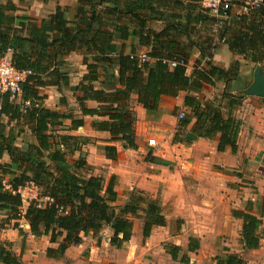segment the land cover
Here are the masks:
<instances>
[{"label": "trees", "instance_id": "trees-1", "mask_svg": "<svg viewBox=\"0 0 264 264\" xmlns=\"http://www.w3.org/2000/svg\"><path fill=\"white\" fill-rule=\"evenodd\" d=\"M245 1L233 0L232 7L244 6ZM15 10L11 2L0 4V58L9 53L16 69L30 70L31 74L22 83L18 100L11 99L8 92L0 93V211L8 213L7 220L24 219L33 236H48L50 242L56 243V248L46 250L50 257H62L67 248L81 244L90 233L97 235L104 225L112 230L111 245L119 248L132 236L134 217L142 219L143 236L148 237L154 226L165 224L158 201L134 192L124 205H115L118 196L114 176L105 183L102 177L90 175L91 167L82 152L88 138L60 131L65 120H70L68 130L83 126L84 120L73 112L47 106V97L40 89L68 86L66 60L81 54L87 73L70 90L83 116L107 117L94 121V129L107 131L114 141H125L134 149L137 145L131 95L144 109L155 112L162 96L176 97L185 91L184 106L190 112L179 120V127L185 128L195 119L199 136L212 138L219 133L217 150L230 147L235 152L240 121L231 116L224 118L221 104L210 109L197 98L203 82L211 84L213 76L226 82L224 95L230 98V106L238 105L244 97L227 92L229 81L238 77L239 61L232 59L228 69L212 63L217 50L216 34L212 32L215 17L198 0H78L71 17L69 8L58 5L54 13L42 19L7 14ZM230 11L220 29V38H225L232 54L264 67V0L259 8L247 7L239 15ZM157 21L163 24L158 31L150 26ZM131 36L150 47L149 60L142 64L131 59L130 54H112L117 40ZM193 49L199 51L204 67L188 75L186 68ZM173 60L177 63L171 67L169 62ZM101 65L106 67L105 80L102 88L96 89L93 83L100 77ZM87 100L96 101L99 106L88 108ZM60 103H65V99L61 98ZM26 130L33 142L19 140ZM20 141L22 144L18 145ZM104 150L115 158L114 146ZM75 154L78 156L71 159ZM4 155L7 161H2ZM27 182H33L39 196L47 201L40 206L30 202L20 215L23 204L16 191ZM232 216L243 221L244 248L256 249L260 243V217L236 210ZM14 227L23 234L18 223ZM6 245L0 244V263L20 264L19 257ZM199 247V240L194 237L189 238L186 252L174 244L164 245L171 259L179 264H190L188 253ZM245 263L236 253L215 257V264Z\"/></svg>", "mask_w": 264, "mask_h": 264}, {"label": "crops", "instance_id": "crops-1", "mask_svg": "<svg viewBox=\"0 0 264 264\" xmlns=\"http://www.w3.org/2000/svg\"><path fill=\"white\" fill-rule=\"evenodd\" d=\"M8 2L16 6L15 11L7 12L8 15L42 19L54 13L58 5L69 8L71 17L78 0H0V4ZM235 5L232 15L246 12L244 6L237 5L238 9H235ZM162 25L160 21L150 23L156 31ZM149 51V46L139 44L138 38L131 36L124 41L117 40L112 54L147 56ZM6 56L9 59L11 57L9 53ZM82 59L81 54L67 58L68 86L40 89V93L47 97L45 104L62 112H73L76 118L84 120L83 126L74 130H68L70 120H65L60 131L88 138L89 142L82 148V152L91 167L90 175L102 177L105 183L114 176V189L118 196L115 205L122 206L132 193L142 192L149 200L158 201L165 224L154 226L150 235L144 237L142 219L131 218L132 236L119 248L111 245L112 230L104 225L97 235L88 234L81 244L70 246L62 257L56 258L46 253L48 248L57 247L48 236H33L24 219L18 222L7 220L8 213L0 211V244L6 243V247L19 257L20 264H179L166 252L165 244L180 246L182 252H186L190 237L197 238L200 247L203 246L204 235L199 234L200 231H212L213 237L220 231L231 232L236 228L239 244L231 240L223 242L225 247L221 248L217 256L236 253L245 259V264H264V239L260 233L261 228L264 229V98L243 95L238 105L230 106V98L224 95L226 82L222 78L213 76L210 77L211 84L203 82L197 94L201 105L212 109L221 104L224 118L231 116L240 121L237 150L233 152L230 147H226L219 152V133L212 138L199 136L194 127L195 119L185 128L179 127L176 113L190 112L184 106L185 91L176 97L162 96L155 112L144 109L133 94L130 106L135 116L134 136L137 147L132 149L125 141H114L109 132L92 127L94 121L106 120L107 117L81 114L70 86L78 85L87 73ZM232 59L240 63L239 74L235 80L229 81L227 92L230 95H241L239 92L243 89L239 90L238 87L243 83L248 86L252 83L256 65L245 61L240 55L232 54L225 42L217 43L212 63L228 69ZM203 67L199 51L193 49L186 68L187 74L200 71ZM104 68V65L100 66V77L93 83L96 89L102 88ZM113 70L116 76L117 66ZM77 95L82 96V93L77 92ZM61 98L65 99V103H60ZM85 104L88 108L99 106L93 100H87ZM189 133L194 137L186 139ZM149 138L157 141L155 150L148 148L146 141ZM19 140L34 141L28 130ZM21 141L17 144H22ZM107 146L116 148L114 159L105 152ZM77 156L75 154L71 159ZM7 160L8 157L4 155L2 161ZM233 210L260 217V243L256 249L244 248L241 242L243 221L232 216ZM15 223H18L23 234L14 227ZM187 228L191 233H187ZM196 251L188 253L190 262L197 258ZM245 257H248V261Z\"/></svg>", "mask_w": 264, "mask_h": 264}, {"label": "built area", "instance_id": "built-area-1", "mask_svg": "<svg viewBox=\"0 0 264 264\" xmlns=\"http://www.w3.org/2000/svg\"><path fill=\"white\" fill-rule=\"evenodd\" d=\"M198 2L203 9L216 19L215 24L212 26V32L216 34V43L224 42L225 38H220L219 33L228 17L233 0H198ZM262 2L263 0H246L244 7L259 8ZM130 58L135 59L140 64L146 62L148 59L146 55L135 54H130ZM176 63L177 61L174 60L169 62L171 67H174ZM30 74V70L20 71L16 69L7 56L0 58V93L8 92L11 95V99L18 100L22 91L21 85ZM183 116L184 113L180 112L178 119H182ZM157 145V141L154 138L147 140L148 148L153 150ZM16 192L20 195L23 204L19 209L20 215L24 214L25 207L30 202H34L40 206L47 201V198H41L39 196L38 187L33 182H27L25 185L19 187Z\"/></svg>", "mask_w": 264, "mask_h": 264}, {"label": "rangeland", "instance_id": "rangeland-1", "mask_svg": "<svg viewBox=\"0 0 264 264\" xmlns=\"http://www.w3.org/2000/svg\"><path fill=\"white\" fill-rule=\"evenodd\" d=\"M234 8L238 9V6L235 5ZM232 9H233V7H232ZM230 12L233 13V10H231ZM250 72H251V70H250ZM246 86H248V84L243 83L238 88H239V90H241V89L246 88ZM177 115L178 114L176 113V116ZM189 228H191V227L189 226ZM186 231H187V233H191V230H189L188 228L186 229ZM198 233L204 235L203 246L199 247V249L195 252V255L197 256V258H194L193 260H191L190 264H215L214 258L217 256L218 252H221V248L225 247L222 244L223 242L224 243L226 241L230 242V240L237 242V244H239V242H240L239 237L237 236L238 229H236V228L232 229L231 232H224L223 233V231H220L219 233H216L213 237H212V234H213L212 231H210V232H208V231L201 232L200 231ZM260 233H261L262 238L264 239V229L263 228H261ZM216 242L218 243V245H215ZM247 258H246V260H247Z\"/></svg>", "mask_w": 264, "mask_h": 264}, {"label": "water", "instance_id": "water-1", "mask_svg": "<svg viewBox=\"0 0 264 264\" xmlns=\"http://www.w3.org/2000/svg\"><path fill=\"white\" fill-rule=\"evenodd\" d=\"M239 93L245 96H257L264 98V67L262 65H256L253 72L252 83ZM190 137H194V135L190 133L186 135V139H189Z\"/></svg>", "mask_w": 264, "mask_h": 264}]
</instances>
